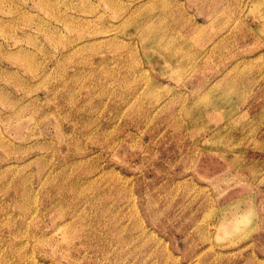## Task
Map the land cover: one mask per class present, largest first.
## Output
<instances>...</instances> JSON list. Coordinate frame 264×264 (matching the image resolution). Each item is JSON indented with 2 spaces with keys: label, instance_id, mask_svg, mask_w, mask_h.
<instances>
[{
  "label": "rangeland",
  "instance_id": "rangeland-1",
  "mask_svg": "<svg viewBox=\"0 0 264 264\" xmlns=\"http://www.w3.org/2000/svg\"><path fill=\"white\" fill-rule=\"evenodd\" d=\"M0 264H264V0H0Z\"/></svg>",
  "mask_w": 264,
  "mask_h": 264
}]
</instances>
